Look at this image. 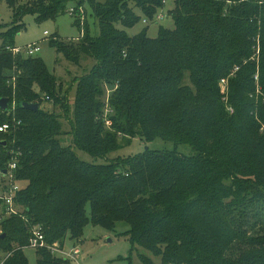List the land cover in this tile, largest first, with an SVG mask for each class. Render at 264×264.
Returning <instances> with one entry per match:
<instances>
[{
	"label": "trees",
	"instance_id": "16d2710c",
	"mask_svg": "<svg viewBox=\"0 0 264 264\" xmlns=\"http://www.w3.org/2000/svg\"><path fill=\"white\" fill-rule=\"evenodd\" d=\"M4 1L12 21L0 32V98L9 100L7 110L0 108V124H9L0 131V171L15 157L21 214L0 220V255L9 253L3 264H28L24 249L32 226L41 225L47 243L63 246L67 238L82 237L89 218L110 230L126 223L123 236L139 251L142 264H264V248L236 259L225 254L234 243L264 246V237H251L246 229L248 210L264 209V131L251 139L259 133L256 118L264 126V38L258 96L250 94L255 85L249 60L250 46L264 28V0H172L167 13L173 27L159 26L154 37L147 34L148 25L134 35L126 29L143 18L152 21L163 0H86L98 36L80 25L74 7L81 38L64 44L55 36L49 45L70 62L84 55L94 63L74 80L67 131L52 109L40 106L43 98L53 99L69 111L61 81L41 57L7 48L14 47L25 14L37 22L55 19L69 12L67 0ZM8 70L16 75L8 76ZM185 73L191 85L183 83ZM232 75L228 93L221 94L217 83ZM106 84L112 87L109 128L102 99ZM22 102L39 107L25 109ZM199 105L207 115L202 125L193 118ZM178 108L180 115L172 118ZM239 122L243 132L233 128ZM122 134L127 145L134 137L145 143L161 139L173 149L147 146L137 155L108 160L121 149ZM182 145L195 154L181 153ZM234 203L239 218L228 210ZM4 212L0 199V216ZM261 223L264 219L253 224ZM35 251L37 264H69L45 248Z\"/></svg>",
	"mask_w": 264,
	"mask_h": 264
},
{
	"label": "rangeland",
	"instance_id": "374dc122",
	"mask_svg": "<svg viewBox=\"0 0 264 264\" xmlns=\"http://www.w3.org/2000/svg\"><path fill=\"white\" fill-rule=\"evenodd\" d=\"M95 2H104L105 0H94ZM67 8H74L78 6V16L80 18V25L87 29L92 36L99 35V25L97 20L94 18L91 13L90 6L86 0H67L66 2ZM173 7L172 0H166L164 7L162 8L164 12V17L160 19L156 24H148L147 34L151 37H154L157 34V29L159 26L172 28L173 22L171 17L168 15L167 10ZM67 9V10H68ZM12 21V11L6 4L4 0H0V32L4 29L6 25H8ZM22 28L14 35L13 44L14 46H25L27 44H31L33 42H37L40 46V51L37 52L36 56H39L43 59L46 64L48 70L53 73L62 83V90L66 91V99L68 101L69 111L67 113L64 112L60 108V104H56L53 99L46 101L44 98L41 103V107L45 110H53L55 114L59 116L62 122V128L64 130H69V122L72 119L71 111L73 108L72 96L75 89V81L82 73L88 71L90 67L93 65L94 60L92 57H87L81 55L78 61L70 62L64 58L60 53H58L54 48L49 45V40L54 38L55 36L60 37V42L64 44L71 43V40H78L82 36V31L74 25V17L67 11L66 13L58 16L55 19H43L40 22L35 20V16L32 14H25L22 17ZM147 24H144L142 21L138 24H135L132 28L126 29L129 35H134L141 31ZM120 27V26H119ZM44 32H47L46 34ZM264 38V28L257 34L255 41L251 44L250 49L252 52L249 60L253 63V80H254V90L250 94H255L256 96L261 95V87L259 84V64L261 60V50H260V39ZM1 43V41H0ZM8 76L16 75V73L11 72L10 70L6 71ZM18 73V71H17ZM235 76H230L228 78L221 79L217 86L220 88L221 94L228 93V85L229 79L234 78ZM237 78V77H236ZM183 83L191 85L190 80L188 79V73H185L183 78ZM105 97L103 96V100L105 102V128L111 127L112 121L109 119V114H111V109L108 106L109 96L112 94V87L108 84L105 85ZM115 89V88H113ZM225 96V95H224ZM226 110L229 114L233 113V106L228 104V100L226 97H221ZM12 107L14 105L12 104ZM204 106L199 105L197 113L193 116L195 118V123H199L200 125L204 124L207 119V115L203 112ZM217 109V108H214ZM178 111V112H177ZM177 111L171 112L172 118H176L180 115V109ZM173 113V114H172ZM67 115V116H66ZM69 117V118H68ZM210 118V117H209ZM257 124H260V128L258 129L257 137L251 136L252 140H256L258 136L264 131V126L261 123V120L256 118ZM234 124L235 131L243 132L242 123ZM249 135V134H248ZM118 147L120 150L115 151L114 153L108 154V160H112L116 155L118 156H134L138 153L142 152L145 147H150L153 149L159 150H171L173 149V144L171 142L162 141L161 139H155L150 143H145L141 141L139 138H132L131 143L127 145L129 139L126 135H118ZM70 135L65 136L64 140H69ZM250 138V135H249ZM248 144V142L246 143ZM252 144L257 145L252 142ZM250 145V144H249ZM248 145V147H249ZM183 148V150H182ZM178 150L181 153L195 154L193 149L190 146H178ZM257 151L260 152V156L263 155V148H259L257 145ZM79 157L85 161H93L91 156L87 153L76 150ZM237 153V152H235ZM238 154V153H237ZM97 163H104L105 160L97 159ZM94 162V161H93ZM21 186V182H20ZM237 204H231L228 210H233L235 218H239L240 214L237 213L235 209ZM249 214V225L247 227H252V229L248 230V235L251 237H264V224L254 226V222L257 220L264 219V209L261 208V205L255 210H248ZM88 218L89 209H87ZM254 216V218H253ZM41 226V225H40ZM127 229V224L124 222H120L116 225L114 230H110L105 228L104 226L97 225L94 226L90 222V218L88 222L84 225L82 237L78 240H70L66 239L63 245V249L69 251L74 246H79L80 254L76 260H69V264H142L139 260V251L132 249V246L128 239L123 236V232ZM218 238V236H217ZM264 246L259 247L258 245L249 246V245H238L234 243L225 254L231 258L236 259L244 252H254L263 249ZM24 254L27 258L28 264H37L36 262V251L34 248L27 247L24 249ZM158 261V258H155Z\"/></svg>",
	"mask_w": 264,
	"mask_h": 264
},
{
	"label": "built area",
	"instance_id": "2783aa9c",
	"mask_svg": "<svg viewBox=\"0 0 264 264\" xmlns=\"http://www.w3.org/2000/svg\"><path fill=\"white\" fill-rule=\"evenodd\" d=\"M166 0H163V4H165ZM73 12V8L69 9V13ZM164 17V12L161 10L155 15L152 21L147 20L146 18L142 19L144 24H156L160 19ZM45 34L47 32H44ZM13 54H23L25 56H36L37 52L40 51V46L37 42H33L31 44H27L25 46H14L7 47ZM9 129L8 123L0 124V131L5 132ZM16 168L15 157L11 161L8 162L3 173L0 171V199L3 201L5 206V212L0 216V220L3 217L10 216L13 214H21V208L15 202L16 192L20 189V184L17 180H15L13 171ZM30 238L29 243L26 247H31L34 249L45 248L52 255L57 257H62L67 260H76L80 254L79 246H74L69 251L63 249V246L60 244L52 243L49 244L45 241L44 235L42 233L41 226L35 225L30 228ZM9 256V253L0 255V264H3L5 259Z\"/></svg>",
	"mask_w": 264,
	"mask_h": 264
},
{
	"label": "water",
	"instance_id": "95a60500",
	"mask_svg": "<svg viewBox=\"0 0 264 264\" xmlns=\"http://www.w3.org/2000/svg\"><path fill=\"white\" fill-rule=\"evenodd\" d=\"M8 102H9V100H8L7 97H1L0 98V108L2 110H7ZM20 105H21L22 108L29 109V110H37L38 107H39L38 103L22 102ZM2 143L5 144V142H2ZM2 172L5 173L6 170L4 169Z\"/></svg>",
	"mask_w": 264,
	"mask_h": 264
}]
</instances>
